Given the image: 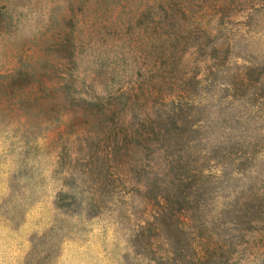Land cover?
I'll return each mask as SVG.
<instances>
[{
	"label": "rangeland",
	"instance_id": "rangeland-1",
	"mask_svg": "<svg viewBox=\"0 0 264 264\" xmlns=\"http://www.w3.org/2000/svg\"><path fill=\"white\" fill-rule=\"evenodd\" d=\"M0 264H264V0H0Z\"/></svg>",
	"mask_w": 264,
	"mask_h": 264
}]
</instances>
